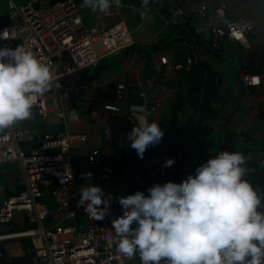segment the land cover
Masks as SVG:
<instances>
[{"label": "crops", "instance_id": "1", "mask_svg": "<svg viewBox=\"0 0 264 264\" xmlns=\"http://www.w3.org/2000/svg\"><path fill=\"white\" fill-rule=\"evenodd\" d=\"M76 1L87 26L125 21L132 32L134 44L118 55L105 57L98 67L84 68L65 80L66 86L71 84L73 87L63 92L66 100L73 94L81 93L86 107L90 102L94 103L89 116L69 118L66 126L55 112L43 116L34 108L33 119L20 121L13 127L39 134L64 130L86 134L88 138L85 142H77L71 147L75 176L85 181L87 179L82 174L91 172L92 178H95L102 172L95 174L96 165L102 160H110L115 174L105 183V189L122 215L119 197L132 195L135 190L148 193L150 184L147 175L143 176L140 171L133 170L134 167L124 165L125 160L138 163L140 157L137 154L134 156L130 152L125 156L120 150L112 154L109 119L114 112L105 110L104 104H118L123 108L120 114H126L128 106L136 104L131 99H139V87H142L151 102L160 104L156 111L147 116L149 123L155 121L161 124L170 116L171 106L177 93L181 92L184 105L180 111L178 138L175 140L181 151L171 181L182 183L196 166L221 151L242 152L247 158L248 168L243 178L249 180L264 196V0H150L162 13L171 17L158 12L152 14L151 10L143 11L139 3L133 0H122V7L113 6L106 14L83 6V0ZM222 3L229 5L231 19L243 16L256 23L255 33L250 35L253 42L251 49H244L239 42L227 38L217 45L211 28L217 22L214 9ZM203 6L206 8L203 9ZM178 9H183L184 13H177ZM158 17L162 20L156 21ZM184 24L195 31L199 46L186 39L182 29ZM205 47L218 53L227 48V54L217 59L208 54ZM162 54H167L171 62L188 56H193L194 62L181 70L162 66L160 71H154L153 67ZM247 75L260 76V83L244 86ZM119 82L126 84L122 99L116 96ZM49 99H53L52 94ZM49 108L54 110L53 105ZM39 116L42 118V129L36 120ZM129 119L137 124V121ZM207 130L201 154L194 159V146L202 140ZM96 148L100 154L97 163L91 164L88 159ZM169 158V155H163L155 161L166 168L165 163ZM0 173V180L8 186L19 178L13 165H6ZM23 218L22 213L15 215L16 220ZM30 243V240L12 237L1 240L0 248L8 258L19 262L21 257L31 252ZM30 264H38L34 256H31Z\"/></svg>", "mask_w": 264, "mask_h": 264}, {"label": "built area", "instance_id": "2", "mask_svg": "<svg viewBox=\"0 0 264 264\" xmlns=\"http://www.w3.org/2000/svg\"><path fill=\"white\" fill-rule=\"evenodd\" d=\"M1 1L0 36L6 31L9 37L0 38V48L14 49L23 45L50 66L54 75L53 85L45 94L34 97L33 108L43 116L55 112L67 126L71 111L63 92L73 87L71 84L66 86L65 80L84 68L98 67L105 57L118 55L132 46L134 38L128 24L119 21L110 25L87 26L76 0H5V13L1 10ZM176 12L184 13L183 9ZM214 14L217 22L211 31L216 43L227 38L239 42L244 49L252 48L250 35L256 28L253 20L243 16L231 19L227 3L219 4ZM193 62V56L171 62L167 54H162L153 69L160 71L162 66H169L181 70ZM260 80L258 75H247L244 86L258 85ZM125 88L124 82L118 83V99L123 98ZM50 94L54 110L48 105ZM138 95L139 102L129 105L126 112L137 124L144 115L139 108L146 107L151 114L160 106L159 102L153 103L148 99L142 87H139ZM104 109L119 114L123 112V108L114 103H105ZM87 138L86 134L69 131L39 134L13 126L0 129V169L6 165H19V178L9 185V191L8 185L0 180V228L12 223L17 213L24 214V218L34 223L32 228L20 232L0 234V241L12 237L30 240L31 251L38 264H141L138 253L130 258L118 251L119 237L112 228V221L121 213L113 199L103 220L90 219L84 206H78L79 190L83 185L100 186L107 197L109 193L105 183L115 174L110 161L90 181L76 179L71 164V147ZM99 154V149H93L89 156L91 164L96 163ZM177 165L178 160L174 158V163L166 166L170 176L175 175ZM48 192L55 203L54 208L44 200ZM133 227H136L135 223ZM0 264H15L1 248Z\"/></svg>", "mask_w": 264, "mask_h": 264}, {"label": "clouds", "instance_id": "3", "mask_svg": "<svg viewBox=\"0 0 264 264\" xmlns=\"http://www.w3.org/2000/svg\"><path fill=\"white\" fill-rule=\"evenodd\" d=\"M147 10L150 0H140ZM93 12L109 13L122 0H83ZM6 31L0 38L7 39ZM54 81L50 66L23 45L0 48V129L29 119L34 97L48 92ZM144 115L128 133L131 148L143 158L165 134ZM71 119H78L75 109ZM169 158L165 166H171ZM247 158L242 152L221 151L198 166L182 183L168 181L119 197L123 214L112 221L117 248L126 257L139 254L141 264H264V196L244 179ZM91 180V172L82 174ZM78 206L90 219L103 220L111 194L97 185L80 188ZM136 227H133V224Z\"/></svg>", "mask_w": 264, "mask_h": 264}, {"label": "trees", "instance_id": "4", "mask_svg": "<svg viewBox=\"0 0 264 264\" xmlns=\"http://www.w3.org/2000/svg\"><path fill=\"white\" fill-rule=\"evenodd\" d=\"M182 29L184 30L183 34L186 39H188V41L190 42L195 43L196 46H199V38L196 36L195 31L190 28L188 24H184ZM135 98L131 99L132 103L139 102V100ZM67 102L70 106L71 112L73 109H75L78 116H89V114L91 113V107L92 105H94L93 102H90L89 106L86 107V101H83L81 93L71 95L70 97H68ZM183 105L184 100L182 98V93L179 92L177 93L175 102L171 106L170 116L164 119L160 124L161 129L165 131L161 142L155 146H149L146 149L143 158H140V161L138 163L135 160L133 162H127L126 160L124 161V165L128 167H134L133 170L135 169L137 171H140L143 176L147 175L150 187L154 186L157 183L162 185L168 181H171L172 179V176L167 173L166 168L161 163L158 164L155 159L157 157L160 158L163 155H169L170 157H174L177 160L179 159V153L181 150L178 143L174 140V137L179 131L180 111ZM134 126H137V124H133V122H131L128 114L112 113L109 119V132L111 144L113 147L112 154L117 153L120 150V152H123L125 156L130 152L134 156H136V150L131 148L130 143L127 139L128 133ZM108 163H110V160H102L100 164H97L95 167V174L103 171V167ZM77 180L81 181L79 179ZM7 189L9 191L10 187L8 186ZM44 200L49 202L52 208L55 207V203L51 198L50 192L46 194ZM6 226L8 227H4V230H0V234L20 232L22 230L32 228L34 226V223L30 222L26 218H23V220L21 221L15 219L12 223L7 224ZM27 255L28 256L21 257L19 259V263H30L31 256L33 257V252H28Z\"/></svg>", "mask_w": 264, "mask_h": 264}, {"label": "water", "instance_id": "5", "mask_svg": "<svg viewBox=\"0 0 264 264\" xmlns=\"http://www.w3.org/2000/svg\"><path fill=\"white\" fill-rule=\"evenodd\" d=\"M133 2L134 3H139V6H140V8L143 11L151 10V13L152 14H155L156 12H158L159 14H163V16L171 17V15H169V14L162 13L160 11L159 7L157 5L151 3V2L149 3V7H148L147 10H145V9L142 8L141 3H140V0H133ZM161 20H162V18L161 17H158V19L156 21H161ZM221 42L222 41L220 40V41L217 42V44L220 45ZM205 50H206V52L208 54H210L211 56H213V57H215L217 59H221V58L225 57L226 54H227V48H225L221 53L215 52L214 50L209 49L208 47H205ZM207 132H208V130L205 132L204 136L202 137V140L197 145L194 146V159H196V158L198 159L199 158L198 155L201 154V150H202V147L201 146L204 145V143H205V138H206ZM196 169H197V166H196L195 170L191 173L192 175H195L196 174ZM14 263L15 264H19V262L18 261H15V260H14Z\"/></svg>", "mask_w": 264, "mask_h": 264}, {"label": "rangeland", "instance_id": "6", "mask_svg": "<svg viewBox=\"0 0 264 264\" xmlns=\"http://www.w3.org/2000/svg\"><path fill=\"white\" fill-rule=\"evenodd\" d=\"M18 1V0H17ZM18 2H20V1H18ZM1 10H2V12H6V10H7V6H6V2H5V0H2L1 1ZM52 103H53V101H52V99H48V105H49V107H51L52 106ZM36 109V108H35ZM34 108L32 109V114H34V111L36 112V110H35ZM38 112V111H37ZM30 119H33V117H32V115H31V117L29 118V120ZM37 122H38V124H39V128L40 129H42V118L39 116V117H37ZM87 121V120H86ZM65 131V130H64ZM67 131V130H66ZM61 132V131H60ZM56 133H59V132H56ZM177 138H178V136L176 135L175 137H174V140H177ZM14 166V168L16 169V171L17 172H19V165L18 164H14L13 165ZM6 227H8V226H6Z\"/></svg>", "mask_w": 264, "mask_h": 264}]
</instances>
